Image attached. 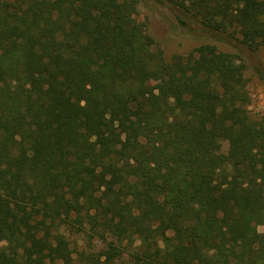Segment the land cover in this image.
Listing matches in <instances>:
<instances>
[{"label": "trees", "instance_id": "1", "mask_svg": "<svg viewBox=\"0 0 264 264\" xmlns=\"http://www.w3.org/2000/svg\"><path fill=\"white\" fill-rule=\"evenodd\" d=\"M155 1L264 46V0ZM140 2L0 0V264H264L246 65L167 60Z\"/></svg>", "mask_w": 264, "mask_h": 264}, {"label": "rangeland", "instance_id": "2", "mask_svg": "<svg viewBox=\"0 0 264 264\" xmlns=\"http://www.w3.org/2000/svg\"><path fill=\"white\" fill-rule=\"evenodd\" d=\"M137 17L146 23L148 33L163 50L165 58L187 55L202 43H214L220 50L235 53L246 65V77L251 102L249 113L253 119L264 121V46L252 50L240 41L207 30L190 13L173 4L155 0H140ZM227 151V144L221 145ZM264 231V226H259ZM72 247L85 246L81 237L70 236ZM78 243V245H77ZM100 245L96 249H100ZM128 254L118 257L115 264H130Z\"/></svg>", "mask_w": 264, "mask_h": 264}]
</instances>
